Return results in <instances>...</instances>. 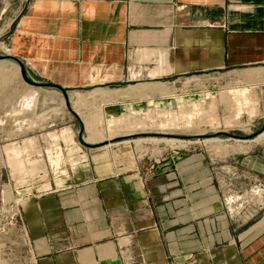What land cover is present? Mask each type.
<instances>
[{
	"label": "crops",
	"instance_id": "0c3cea01",
	"mask_svg": "<svg viewBox=\"0 0 264 264\" xmlns=\"http://www.w3.org/2000/svg\"><path fill=\"white\" fill-rule=\"evenodd\" d=\"M0 38L5 60L63 90L23 88L37 115L72 92L116 113L176 79L225 70L264 79V0H0ZM88 173L19 201L0 224L12 258L264 264V142L214 158L103 161ZM2 252L0 242L5 264Z\"/></svg>",
	"mask_w": 264,
	"mask_h": 264
},
{
	"label": "rangeland",
	"instance_id": "374dc122",
	"mask_svg": "<svg viewBox=\"0 0 264 264\" xmlns=\"http://www.w3.org/2000/svg\"><path fill=\"white\" fill-rule=\"evenodd\" d=\"M3 41L1 56L8 53ZM249 78L225 70L176 79L171 86L145 90L142 103L116 113L89 91L72 92L67 95L69 107L60 97L58 107L37 115L32 102L36 96L23 94L30 85L18 64L0 61V224L7 222L14 202L84 180L95 163L114 160L140 166L196 153L214 158L263 143L228 136L254 135L263 127L264 79ZM0 237L1 261L24 263L8 250L10 234L5 231ZM21 249L23 257L26 250Z\"/></svg>",
	"mask_w": 264,
	"mask_h": 264
},
{
	"label": "water",
	"instance_id": "95a60500",
	"mask_svg": "<svg viewBox=\"0 0 264 264\" xmlns=\"http://www.w3.org/2000/svg\"><path fill=\"white\" fill-rule=\"evenodd\" d=\"M5 59H7V57H4V56H1V55H0V61H1V60H5ZM17 64H18V66H19V72H20V75H21V77H22V79H23V81H24L25 83H27V84L30 85V86H41V85L37 84L36 82H33L32 80H30V79L27 77L26 72H25V70H24V67H23L22 63L17 62ZM63 94H65V93L63 92ZM66 99H67V98H66ZM66 106L69 107V102H68V100L66 101ZM263 132H264V123H263V127H262V129L259 130V131H258L256 134H254V135H250V136H235V135H228V136H229L230 138L234 139V140H238V141H241V142H247V141L253 140L256 136L262 134ZM220 134L227 135V134H224V133H220ZM82 143H83V142H82ZM84 144H85V143H84ZM85 145H87V144H85ZM88 146L91 147L92 145H88Z\"/></svg>",
	"mask_w": 264,
	"mask_h": 264
},
{
	"label": "bare ground",
	"instance_id": "6f19581e",
	"mask_svg": "<svg viewBox=\"0 0 264 264\" xmlns=\"http://www.w3.org/2000/svg\"><path fill=\"white\" fill-rule=\"evenodd\" d=\"M262 140H264V132L260 135H258L256 138H254L252 141L248 142V143H259L261 142Z\"/></svg>",
	"mask_w": 264,
	"mask_h": 264
},
{
	"label": "built area",
	"instance_id": "2783aa9c",
	"mask_svg": "<svg viewBox=\"0 0 264 264\" xmlns=\"http://www.w3.org/2000/svg\"><path fill=\"white\" fill-rule=\"evenodd\" d=\"M18 203L19 202H14V204H15V207H14V209H13V212H12V214H10V216L8 217V220H7V222H12L13 221V219H14V211H15V209H16V206H18Z\"/></svg>",
	"mask_w": 264,
	"mask_h": 264
},
{
	"label": "trees",
	"instance_id": "16d2710c",
	"mask_svg": "<svg viewBox=\"0 0 264 264\" xmlns=\"http://www.w3.org/2000/svg\"><path fill=\"white\" fill-rule=\"evenodd\" d=\"M41 86L43 87H48V88H55V89H59L61 91H63L61 88H59L58 86L52 85V84H41Z\"/></svg>",
	"mask_w": 264,
	"mask_h": 264
}]
</instances>
